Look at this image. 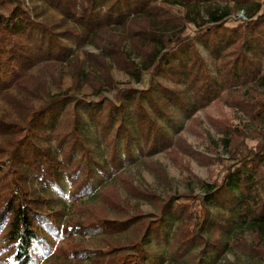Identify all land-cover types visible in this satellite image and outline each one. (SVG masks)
Masks as SVG:
<instances>
[{
    "label": "trees",
    "instance_id": "1",
    "mask_svg": "<svg viewBox=\"0 0 264 264\" xmlns=\"http://www.w3.org/2000/svg\"><path fill=\"white\" fill-rule=\"evenodd\" d=\"M42 1L59 11L60 21L40 20L26 0H0V93H35L30 70L44 62L66 61L75 77L84 75L77 59L70 61L73 49L58 27L77 45L92 37L103 51L93 56L95 64L119 60L141 88L115 85L107 76L114 100L102 92L97 100L48 94L20 121L0 118V134L7 138L0 144V264H39L38 251L53 246L51 237L76 246L77 238L132 228L139 212L99 217L97 199L118 213L129 197L150 196L125 173L136 151L144 158L173 147L179 130L173 134L161 124L176 118L172 109L189 120L217 102L244 118L241 125L217 123L218 143L228 155L221 157V169L212 180H199L203 192L159 202V214L129 248L134 252L113 248L107 264H169L194 248L199 252L188 256L198 264H241L226 257L228 250L249 256L246 264H264V0ZM240 11L246 18L236 17ZM129 41L139 42L147 55L140 62L124 50ZM65 185L72 199L68 216L53 208L50 193ZM151 240L164 242L165 249H148Z\"/></svg>",
    "mask_w": 264,
    "mask_h": 264
},
{
    "label": "rangeland",
    "instance_id": "2",
    "mask_svg": "<svg viewBox=\"0 0 264 264\" xmlns=\"http://www.w3.org/2000/svg\"><path fill=\"white\" fill-rule=\"evenodd\" d=\"M26 5L33 11L40 13V20L55 22L60 21L62 18L59 11L42 0H26ZM242 12H237L236 17L244 18L245 14ZM65 30V27H58L55 31L73 49L70 61L77 59L75 63L83 67L84 75L75 77L73 67L66 61L44 62L35 66L30 70L33 79L32 84H35L36 88L35 93L21 94L17 88L8 90L7 95H5L7 92L5 94L0 93V118L4 117L9 122L20 121L21 115L23 112L25 113L27 107H39L47 99L48 94L67 93L87 100H97V94L102 92L107 98L114 100L116 91L111 84L110 86L106 84L105 78L107 76L113 80L115 85L141 88V84L121 66L119 60L105 57L101 67L95 64L93 56L103 54V51L92 41V37H88L83 45H77L64 37L63 32ZM192 30L195 29L191 28L189 31ZM197 46L202 55L208 58V51L199 43ZM138 48L139 42L129 41L126 43L124 50L133 59L140 62V59L145 58L147 55L144 57L143 51ZM172 85L174 86V84ZM13 98L18 100L21 105L20 108ZM172 110L173 116L176 117L173 122H163L161 124L166 125L167 129L173 134L179 130L173 147L168 151H161L144 158L136 151V160L125 168V173L128 179L131 180L132 186L139 190L142 195L146 191L150 196L143 200L129 197V202H125L124 208L117 207L116 211L118 213L114 211L107 212L104 198H98L95 203L99 207L97 209L99 217H105L109 214L118 219L124 216L125 218H132L135 214L140 213L141 216L135 219L136 225L127 231H119L113 235L97 232L81 239V241L80 238H77L75 241L76 246L67 244L66 241L58 245L56 240L51 237L49 239L53 242V246L38 251L39 264H107V261L110 262L111 258L109 252L113 248L121 249V254L124 252L131 254L134 250L129 248L141 239L144 226L159 214L157 208L159 202L162 205L173 194L180 195L189 191L203 192L199 180H212L222 167L223 160H221V157L224 160H227L228 157L223 146L218 143L221 133L217 130V123L222 125L226 121H233L241 125L244 118L237 115L236 110L226 106L223 102H217L201 109L189 120L185 119L178 110ZM223 117H226V119L221 120ZM173 125H176L177 129L172 127ZM6 140V135L0 134V144L5 143ZM209 157H212L213 163H209ZM108 182H111V180H105V183ZM117 186L122 187L120 180L117 181ZM123 188H120V192L127 200L128 197ZM108 190L107 194L109 195L113 188ZM50 193L55 197L53 208L65 211L66 216L70 215L72 213V199L69 198L70 186L65 185L63 191L55 189ZM92 199L95 200V198ZM222 207L223 204H219L216 208L223 209ZM165 246L164 242L158 243L151 240L147 248L160 253L161 250L165 249ZM76 250L88 251L89 254H95L96 257L91 259L87 256H76L75 253H72ZM197 252H199V248H194L189 254H196ZM188 255H183L184 257L177 261L172 260L169 264H196L197 262L192 261ZM226 257L241 264L251 261V258L246 254L237 253L233 250H228Z\"/></svg>",
    "mask_w": 264,
    "mask_h": 264
},
{
    "label": "built area",
    "instance_id": "3",
    "mask_svg": "<svg viewBox=\"0 0 264 264\" xmlns=\"http://www.w3.org/2000/svg\"><path fill=\"white\" fill-rule=\"evenodd\" d=\"M242 13H244V12H242ZM244 18H246L245 16H243Z\"/></svg>",
    "mask_w": 264,
    "mask_h": 264
}]
</instances>
